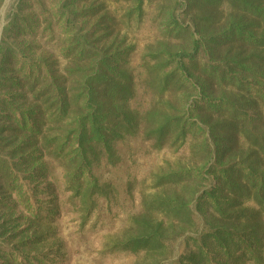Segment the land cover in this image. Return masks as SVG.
Segmentation results:
<instances>
[{
  "label": "trees",
  "instance_id": "obj_1",
  "mask_svg": "<svg viewBox=\"0 0 264 264\" xmlns=\"http://www.w3.org/2000/svg\"><path fill=\"white\" fill-rule=\"evenodd\" d=\"M118 1L130 3L126 18L142 15L145 0ZM173 3L188 15L195 7L201 24L184 26L179 13L170 14L176 36L185 31L188 37L173 46L159 43L138 100L133 74L123 67L133 48L112 35L118 23L104 0L18 2L7 27L10 35L0 43V88L19 91L11 99L0 96L1 120L15 121L7 145L18 141L9 161L20 165L15 157L28 146L57 161L58 172L42 166L55 200L46 219L55 210L62 216L68 203L82 230L98 199L109 201L114 193L100 171L120 163L119 143L141 136L161 149L169 139L183 144L188 133H198L200 144L190 141V146L203 153L201 162L178 163L157 174L154 185L160 189L132 215L137 234L112 241L110 251L170 249L153 264H264V0ZM221 5L228 19L217 31ZM194 15L190 21H196ZM40 28L52 36L63 34L62 62L25 54L27 46L20 47L26 40L10 42L13 29ZM177 88L180 108L167 97ZM235 149L238 154L230 152ZM31 156L22 157L30 163ZM9 175L0 174L6 198Z\"/></svg>",
  "mask_w": 264,
  "mask_h": 264
},
{
  "label": "rangeland",
  "instance_id": "obj_2",
  "mask_svg": "<svg viewBox=\"0 0 264 264\" xmlns=\"http://www.w3.org/2000/svg\"><path fill=\"white\" fill-rule=\"evenodd\" d=\"M20 1L22 0H0V43L10 35L7 27ZM104 2L118 23L116 28L112 27V35H116L118 40H123L122 46L133 48L126 58L127 65L123 67L128 68L133 74L136 85L135 97L140 100L143 94L141 92H144L143 78L147 75L148 63H153L150 56L156 51L159 43L167 42L173 46L183 43L188 37L185 31L179 32L178 37L176 36L173 25L169 23L170 14L179 13L180 22L188 27V24L200 25V15L197 16L198 10L192 7L190 14L192 16L195 14L196 21H190L191 15L184 13L183 8L176 10L173 0H145L140 17L133 14L126 18L125 10L130 7V3L118 0ZM220 7L213 28L217 31L228 19L227 9L225 8L226 13L222 14L220 10L224 5ZM61 38H63L61 32L52 36L48 32H43L41 28L30 32L13 29L10 42L15 44L26 40L28 43L20 47V50L25 46L30 48L27 50L25 47L23 50L25 54L52 56L62 62ZM233 42L231 44L234 46L240 43ZM226 48L227 46L223 47L220 53ZM18 93L19 91L9 87L0 88V96H7L8 99ZM181 94V88H177L167 96L177 108L182 106ZM13 102L16 107L20 104L19 100ZM4 114L10 115L8 107ZM8 120L9 117L4 120L0 118V160L7 161V166L0 165V174H10L5 180L11 186L9 198L4 197L0 190V264H153L154 260L170 254V249L165 253L160 251L147 253L146 249L110 251V244L114 240L126 239L132 234H137L132 215L141 212L144 209V202L151 199L153 193L160 189L154 185L157 174L175 169L178 163L192 166L201 162L203 153L195 148L192 150L190 146V141L193 146L195 143L200 144L202 140L200 134L191 136L188 133L183 144L178 142L172 145L169 139L170 142L164 143L161 149L150 146L153 139H142L141 136L128 138L119 143L120 163L115 168L107 167L100 171L103 174L102 178L112 182L114 193L109 201L102 197L98 199V206L89 223L81 230L78 227V216L68 203L64 205L65 211L62 216L55 210L56 214L51 217L52 219H46L49 217L50 209L55 205V200L54 195L50 193L47 177L42 176L44 174L42 166L45 164L57 172L61 168L57 161L42 158L39 151H30L29 146L15 157H20V165L13 166L9 161L10 149L18 144V141L13 145H7L9 140L14 138L11 127L15 124V121ZM230 152L238 154L236 149ZM237 154L231 155L235 157ZM27 155L34 156V161L26 163L27 160H23L22 156ZM14 173L19 177L18 181L12 176ZM36 215H41V220H38ZM21 240L27 241L22 243Z\"/></svg>",
  "mask_w": 264,
  "mask_h": 264
}]
</instances>
